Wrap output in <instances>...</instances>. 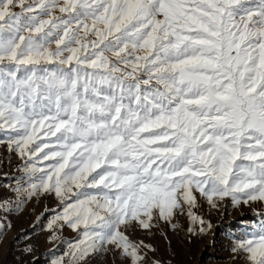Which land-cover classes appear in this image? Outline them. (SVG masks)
I'll list each match as a JSON object with an SVG mask.
<instances>
[{
  "label": "snow or ice",
  "instance_id": "snow-or-ice-1",
  "mask_svg": "<svg viewBox=\"0 0 264 264\" xmlns=\"http://www.w3.org/2000/svg\"><path fill=\"white\" fill-rule=\"evenodd\" d=\"M0 145L35 178L17 192L63 206L49 229L80 234L71 264H148L129 231L186 206L203 226L195 193L264 205V0H0ZM258 215L246 264H264Z\"/></svg>",
  "mask_w": 264,
  "mask_h": 264
},
{
  "label": "rangeland",
  "instance_id": "rangeland-1",
  "mask_svg": "<svg viewBox=\"0 0 264 264\" xmlns=\"http://www.w3.org/2000/svg\"><path fill=\"white\" fill-rule=\"evenodd\" d=\"M26 163L27 158L21 159L5 145H0V224L5 225L0 237V264H52L60 258L71 264L70 245L78 242L81 236L62 222V226L49 229L48 225L63 208L54 195L43 193L29 198L26 191H16L17 188L27 189L35 182L24 170ZM195 195L198 207L193 212L204 219L203 226L193 223L186 215V206L185 213L174 216L171 223L160 220L159 227L151 230L129 231L130 239L143 241L154 249H145L148 264L152 261L160 264H246L232 249L253 225L260 223L258 213L264 212V205L250 202L237 206L227 197L213 208L199 193ZM5 201L9 203L5 205ZM201 227L204 231H200ZM88 264H128V261L118 252L109 251L93 254Z\"/></svg>",
  "mask_w": 264,
  "mask_h": 264
}]
</instances>
